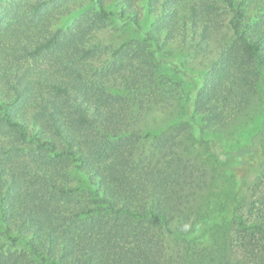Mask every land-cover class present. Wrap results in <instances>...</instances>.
Masks as SVG:
<instances>
[{
    "label": "trees",
    "instance_id": "1",
    "mask_svg": "<svg viewBox=\"0 0 264 264\" xmlns=\"http://www.w3.org/2000/svg\"><path fill=\"white\" fill-rule=\"evenodd\" d=\"M138 1L0 0V264H264V0Z\"/></svg>",
    "mask_w": 264,
    "mask_h": 264
},
{
    "label": "rangeland",
    "instance_id": "2",
    "mask_svg": "<svg viewBox=\"0 0 264 264\" xmlns=\"http://www.w3.org/2000/svg\"><path fill=\"white\" fill-rule=\"evenodd\" d=\"M18 1H19V4L21 5L22 4L29 5V3H32L35 0H18ZM145 4L146 3L144 0H139L137 2V5L140 8L141 22L144 24V28L147 29L150 25L152 18L148 16L146 12ZM61 17L62 16L58 18H61ZM91 34L96 36L98 40L100 41H103L106 43L118 44L125 38L131 36L132 29L130 28L128 24L120 25V24H117L114 20H109V21H106L101 28L94 29L89 35ZM89 40H91L90 37H89ZM180 58L183 59V57H180ZM263 110H264L263 102H259L257 104V108L254 109V111L252 112L253 116L251 117V119L241 122L240 126L238 124V128L235 131L237 132L239 136H241L240 137L241 140H244V138L250 133V131L254 129L256 122L258 120V117L263 112ZM210 199H211V206L215 207L217 200H218V191L214 188L210 192Z\"/></svg>",
    "mask_w": 264,
    "mask_h": 264
}]
</instances>
